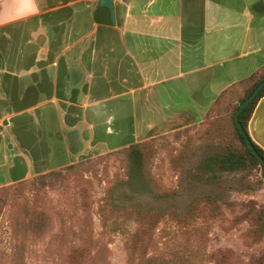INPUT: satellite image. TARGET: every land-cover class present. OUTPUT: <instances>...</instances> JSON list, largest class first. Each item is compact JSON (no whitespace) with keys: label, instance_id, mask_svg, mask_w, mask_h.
I'll return each instance as SVG.
<instances>
[{"label":"crops","instance_id":"crops-1","mask_svg":"<svg viewBox=\"0 0 264 264\" xmlns=\"http://www.w3.org/2000/svg\"><path fill=\"white\" fill-rule=\"evenodd\" d=\"M112 3L114 25H105L94 19L98 10L106 18L100 0H0V116L9 127L22 117L26 133L34 113L38 122L20 141L31 159L19 143L3 150L5 184L27 176L34 162L57 168L201 125L224 91L264 66V0ZM17 27L21 35L11 36ZM14 38L22 42L16 50L1 48ZM213 65L221 69L210 71L200 94L214 89L209 102L185 104L186 76ZM169 82L179 85L158 88ZM247 131L264 151V96Z\"/></svg>","mask_w":264,"mask_h":264},{"label":"rangeland","instance_id":"rangeland-1","mask_svg":"<svg viewBox=\"0 0 264 264\" xmlns=\"http://www.w3.org/2000/svg\"><path fill=\"white\" fill-rule=\"evenodd\" d=\"M10 31L21 35L18 27ZM20 43L7 39L1 48L16 50ZM219 69L213 65L186 76L185 104L192 100L194 107L206 106L214 89L206 86L205 98L201 90L210 83V71ZM228 115L220 124L224 132L231 130ZM33 116L29 132L38 124ZM204 124L140 141L142 178L132 182L130 146H108L104 153H88L57 168L43 163L48 169L37 173L34 162L27 176L10 184H5L7 165L1 166L0 264H63L73 247L85 249L76 258L82 264H253L264 253V227L254 228L245 216L262 211L264 217L261 170L208 179L199 163L218 147L201 139ZM6 125L0 116V163L9 142L19 143L21 155L31 159L20 147L32 135L22 130V117ZM149 230L144 243L141 236ZM138 238L144 245L137 251Z\"/></svg>","mask_w":264,"mask_h":264},{"label":"trees","instance_id":"trees-1","mask_svg":"<svg viewBox=\"0 0 264 264\" xmlns=\"http://www.w3.org/2000/svg\"><path fill=\"white\" fill-rule=\"evenodd\" d=\"M264 78V66L252 74L249 78L242 80L233 84L228 90L224 91L221 96L216 100L214 106L210 109L206 115V120L204 123V130L200 134L202 136L203 142L208 145H214L218 149L206 156L203 161L199 164V169L208 175V179H213L219 174L231 173L239 170H252L259 168L261 170L260 181L264 185V166L252 155L247 148L242 136L240 135L237 127L233 121V114L238 108V105L248 97L253 89L257 86L261 80ZM264 96V87L259 92L257 97L249 103L243 111L238 115L240 124L242 125L245 133L248 136L247 123L251 117V114L256 106L258 100ZM236 98V99H233ZM232 100L235 102L232 103ZM229 116V121L231 124V130L224 132L221 128L223 121L227 115ZM253 148L256 152L264 159V151L256 145L248 136ZM202 142V143H203ZM137 144L130 146V164H128L129 170V180L130 182L136 180L137 178H142V155L138 151ZM34 173L41 172L48 169V167H43L42 164H33ZM21 175L18 178L21 179ZM245 218L249 220L254 228L264 227V217L262 211L258 213L253 212L250 216L246 215ZM39 224V222H38ZM153 224V219H150L149 227L151 228ZM149 228V229H150ZM264 229V228H263ZM150 230L146 231L141 237H144V243H147ZM140 237V238H141ZM142 239L138 238L135 248H142L144 245ZM85 254V249L80 247L69 248L65 253V261L63 264H82V262L76 260L78 257H82ZM253 264H264V253L257 257Z\"/></svg>","mask_w":264,"mask_h":264},{"label":"water","instance_id":"water-1","mask_svg":"<svg viewBox=\"0 0 264 264\" xmlns=\"http://www.w3.org/2000/svg\"><path fill=\"white\" fill-rule=\"evenodd\" d=\"M106 10V18H103L100 14V11H96L94 14V19L96 23L105 24V25H114V10H113V3L112 0H100L99 8H103ZM264 87V78L257 84V86L253 89L251 94L246 97L239 105L238 108L235 110L233 114V121L235 126L237 127L240 135L242 136L247 148L249 149L250 153L255 156V158L264 166V159L256 152L253 148L247 134L245 133L242 125L239 122L238 115L241 111L251 103L259 94V92Z\"/></svg>","mask_w":264,"mask_h":264}]
</instances>
